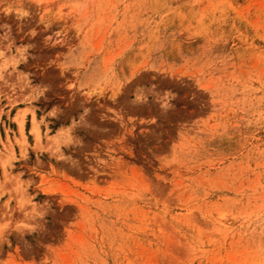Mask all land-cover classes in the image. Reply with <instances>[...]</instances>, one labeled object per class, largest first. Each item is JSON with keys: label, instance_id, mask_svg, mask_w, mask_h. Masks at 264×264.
I'll return each instance as SVG.
<instances>
[{"label": "rangeland", "instance_id": "obj_1", "mask_svg": "<svg viewBox=\"0 0 264 264\" xmlns=\"http://www.w3.org/2000/svg\"><path fill=\"white\" fill-rule=\"evenodd\" d=\"M0 264H264V0H0Z\"/></svg>", "mask_w": 264, "mask_h": 264}]
</instances>
